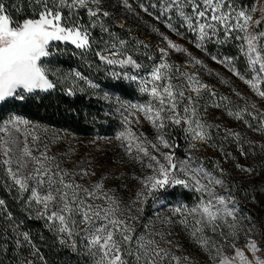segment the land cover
I'll use <instances>...</instances> for the list:
<instances>
[{"label": "snow or ice", "instance_id": "1", "mask_svg": "<svg viewBox=\"0 0 264 264\" xmlns=\"http://www.w3.org/2000/svg\"><path fill=\"white\" fill-rule=\"evenodd\" d=\"M28 2L32 16L24 18L21 22L12 18L5 0H0V104L8 100L24 101L28 94L38 90L44 92L52 90L58 83H63L68 78V75L60 76L59 69L51 67L53 58L62 51L56 47L55 42H70L77 49L90 50L93 43L92 29L99 27L102 32H109L102 21V17H107L109 13L100 7L101 0H28ZM179 3L180 0H171L169 7ZM226 3L228 0H184L178 11L179 15L188 22L189 28L193 31L198 30L199 41L209 37V33L214 35L220 27L223 28L226 37L231 36L234 31L243 33L236 36V39L242 42L241 52L247 57L250 71L254 75L251 79H246L235 67L231 70L257 95L264 97V90L259 87L264 82V31H256L264 21L257 20L253 26L250 14L245 10L236 11L231 3H228V10L225 11ZM184 7H190L191 14H186ZM81 10L87 15V23L82 22ZM251 11H255V8ZM109 36L117 39L118 44L111 43L109 46V42L104 41L105 47L95 55L108 65L120 64L140 68L141 65L131 55L124 53L127 41L116 38L114 33H109ZM137 43L143 42L137 41ZM168 44L176 51L183 50L170 40ZM196 47H202V43L198 42ZM160 51L164 56L167 55L164 49ZM213 59L215 60L216 57ZM193 60L196 64L202 63L194 57ZM219 62L228 64L231 63V58ZM162 69L169 71L166 73ZM171 70L172 66L167 63L154 67L149 74L151 80H141L142 86L139 89L142 93H148L152 99L148 105L130 107L138 108L144 113L145 118L157 129V139L165 148L172 147L159 134L165 127V121L182 126L185 133L191 135L194 141L207 143L212 139L210 130L219 126L203 121L199 113V100L205 94L215 98L217 93L200 81L195 73L181 72L177 67L175 71L180 75L176 78L169 74ZM71 75L74 80L79 78L92 88L98 87L79 72ZM113 75L117 74L113 73ZM124 76L130 80L137 79L127 73ZM174 79H177L176 83H173ZM161 81L163 83H158ZM187 88H191L192 92L188 93ZM67 91L68 94H73L72 88H68ZM219 100L223 102L228 98L219 97ZM229 104L230 102L217 103L215 100L212 102L213 107L223 106L228 115L234 119L244 120L245 114L252 116L253 120H259V127L255 130L264 131V117L252 115L246 107L233 111ZM244 122L252 127L247 120ZM7 123L11 125V129L7 126L2 129L8 134V138L0 146L4 157L0 159V165L6 166L7 176L20 193H29L27 197L29 207L32 205L40 207L41 211L37 213V218L46 220L47 227L56 233L61 245L70 247L75 252L79 238L86 254L93 258V264H172V262L179 264L178 257L171 255L169 249L161 247L160 240H164L163 234H155L160 236V240L147 231L137 234L132 223L136 218H122L123 212L119 208L118 201L105 191L102 180L89 186L78 182L95 173H90L84 167H80L74 173L61 168L55 157L47 155L49 150L47 145L44 146L43 151L37 149L38 154H34L25 140L22 149L14 150L12 145L17 144V139L11 133L13 130L21 131L20 125H29L30 122L21 117H13ZM227 133L228 136L240 140L239 133L231 130H227ZM26 135L31 133L26 132ZM38 139V136H32L33 142ZM118 139L128 141L126 148L128 153L133 154L134 146L136 149L134 155L137 158L142 153L154 162L147 164V167L153 170L152 175L143 179L137 177L147 192V196L145 192H138L136 194L138 200L142 197L147 199L148 196H154L155 192L174 185L191 188L200 193L198 203L191 208L181 204L172 210L174 214L184 217L179 222L191 227L190 235L194 242L209 251L210 256L212 250H215L216 255L212 257L214 264H237V260L239 264H253L235 243H228V238L235 237L237 232V225L229 223V218L236 220V210L234 197L216 191L217 186L224 187L223 179L206 171L202 165L192 166L190 160L180 162L178 165L173 162V155L169 153H160L166 161L162 163L149 151V147L159 151L157 144L151 141L145 144V141L131 130L121 132ZM133 141H135L134 145ZM195 146V143L190 145L193 148ZM241 154L245 155L242 148ZM237 167L242 171H251L240 165ZM220 171L223 172V169ZM181 175L184 178H179ZM97 200L101 203L96 204ZM3 204L4 201L0 200V205ZM229 204L233 207H229ZM188 216L192 217L191 224ZM144 227L147 230L148 225ZM225 227L229 229L227 233L224 231ZM208 231L213 236L206 235ZM216 234L221 240L214 239ZM22 236L25 242L31 244L27 232L22 233ZM16 243L19 247L20 241L17 240ZM167 243L170 244L171 241ZM224 244H228L234 250V256L223 254ZM32 247L35 249V245ZM246 247L253 254L260 250L253 240H249ZM38 251L36 249L33 254H37ZM40 259L43 260V257L41 256ZM254 259L255 264H264V259L261 257L254 255ZM25 264H33V262L26 261Z\"/></svg>", "mask_w": 264, "mask_h": 264}, {"label": "rangeland", "instance_id": "2", "mask_svg": "<svg viewBox=\"0 0 264 264\" xmlns=\"http://www.w3.org/2000/svg\"><path fill=\"white\" fill-rule=\"evenodd\" d=\"M151 3L156 7L161 6L160 10L164 8L163 0H151ZM170 3L171 0H167V5L165 6L169 23L173 19L177 21L183 20L184 18L179 15L178 8L184 3V0H180V3L173 7H169ZM228 3H231L236 11L245 10L239 0H228ZM228 3L225 4V11L228 10ZM263 5L264 0H257L252 7V9L255 8V11H251V9L245 10L246 13L251 15L253 26L254 22L260 20L262 16ZM100 7L107 11L109 13L108 16H112L119 26H125L132 30L141 28L149 31L148 34H151V36L147 37V39H149L153 49L161 56L159 63L153 65L152 69L161 63H167L172 66L169 74L174 75L176 78H179L180 75L179 72L175 71L177 67L181 72L195 73L200 81L209 85L217 93L215 98H210L205 94L199 100V113L203 121L207 124L219 126L210 130L212 139L207 143L194 141L191 135L186 133L182 138L181 144L177 143L176 140L170 137L171 131L179 130L185 132L183 127L165 121V127L160 130L159 134L172 145V147L165 148L161 141L157 139V129L145 118L142 111L134 107L128 112L125 127L121 132L131 130L136 136H140L145 141V144L148 141L157 144L159 151L150 147L149 151L156 155L162 163H166V161L160 155L161 152L172 154L173 162L178 165L180 162L189 160L192 166L202 165L200 163L202 156L219 158L222 167L219 165L220 169L218 172L213 173L202 166L206 171L224 180V187L217 186L216 191L220 194L230 195L235 199L236 220L233 221L229 218V223L237 225V232L235 237L228 238V243H235L236 247L242 249L253 264H255L254 255L264 259V131L255 130L259 127V120H253L250 115L245 114L244 120H247L252 127H249L244 120H237L229 116L223 106L219 108L212 106L213 100L217 103H225V101L221 102L219 100V97H222V93H224L240 101L238 106L229 104L233 111L246 107L252 115L264 117V97L257 95L230 68H226L219 60H214L213 56L209 55L203 48L202 41L198 39L190 41L184 38L178 33V29L173 24H170L171 27L165 23L161 25L155 14L145 6L141 7L138 0H127V4H125V0H101ZM183 10L186 14H191L190 7H184ZM182 28L192 30L185 19ZM192 32H198V30H192ZM169 40L179 45L183 50L176 51L171 48L168 44ZM198 42L202 43V47H196ZM59 43L71 44L70 42H55V44ZM161 49L167 52L166 56L161 53ZM193 57L202 63L196 64ZM124 71L129 76L137 77L135 81L140 84V87L142 86L141 80H151L149 74L152 70L146 71V67L133 68L132 72L127 69ZM162 71L167 73L169 70L162 69ZM176 82L177 79H174L173 83ZM158 83H163V81ZM149 87H151L150 84ZM186 91L191 93L192 89L187 88ZM237 93H239V97L237 95L233 96V94ZM151 99L148 94V98L136 103L135 106L148 105ZM13 117L19 116L8 115L0 124V146L8 138V134L2 129L6 126L11 129V125L7 122ZM29 122V125H20L21 131L15 132L13 130L11 133L17 139V144L12 145L14 150L22 149L25 140L32 148L34 154H38L37 149L43 151L44 146L47 145L49 149L47 155L55 157L61 168L74 173L80 167H84L90 173H95V175L90 174L78 180V182L89 186L102 180L105 191H108L109 195L114 196L118 201L119 208L123 212L122 218H136L132 223L136 228L137 234L145 233L146 231L154 235L163 234L164 240H160L159 235H155V238L160 240L161 247L169 249L171 255L179 258V264H214L212 257L216 255L215 250H212L210 256L209 251L196 244L190 235L191 227H186L179 222L184 217L180 214H174L172 211L181 204L191 208L198 203L200 193L195 192L191 188H186L193 194L190 201H172L168 192L175 188L180 189L183 187L174 185L165 190L155 192L154 196H148L147 199L142 197L138 200L136 196L138 192H145L146 196L147 192L137 177L143 179L152 175L153 170L148 168L147 164L154 162L149 157L143 156L142 153L137 158L134 155L136 153L134 146L133 154L128 153L126 151L128 141L118 139L121 132L114 136H84L48 125ZM227 130L239 133L240 140L238 141L236 138L228 136ZM26 132L31 133V135H26ZM33 135L39 137L35 142L32 140ZM193 143L196 145L194 148L190 147ZM134 144L135 141H133ZM241 148L245 155L241 154ZM0 159H4L2 148H0ZM237 165L251 169V171H242ZM221 169H223V172L220 171ZM0 173L6 187L10 190H15L16 195L19 197L18 199L23 200L26 212L36 216L41 209L36 205L29 207L27 203L29 193H20L18 188L13 185L12 180L6 174V166L0 165ZM179 178L184 177L181 175ZM234 193L239 194L241 201L233 195ZM95 203L100 204L101 201L97 200ZM3 205H0V209ZM229 207H233V205L229 204ZM258 214L263 218V226L256 222V215ZM188 220L191 224L192 217L188 216ZM12 224L14 225L13 228L20 227L11 220L10 226ZM145 225H148L147 230L144 227ZM224 231L227 233L229 229L225 227ZM22 233H25V231L19 228L15 238L16 241H20V248H18L19 259L23 264L26 261H32L33 264H42L37 254H33L35 250L33 251L24 241ZM206 235L213 236L210 231L206 232ZM214 239L221 240V237L216 234ZM169 240L171 241L170 244L167 243ZM249 240L256 242L260 249L257 253L253 254L246 247ZM15 244L17 243L15 242ZM77 244V248L85 250L79 238H77ZM223 254L230 257L234 256L235 252L228 244H224ZM88 259L90 264H93V258L88 256ZM172 264H175V262H172ZM237 264H239L238 260Z\"/></svg>", "mask_w": 264, "mask_h": 264}, {"label": "trees", "instance_id": "3", "mask_svg": "<svg viewBox=\"0 0 264 264\" xmlns=\"http://www.w3.org/2000/svg\"><path fill=\"white\" fill-rule=\"evenodd\" d=\"M138 1L155 14L161 25L164 23L166 25L173 24L184 38L190 41L198 39L199 32L182 28L184 19L181 21L173 19L169 23L168 12L165 9L167 0H163V10H160L161 6H153L151 0ZM239 1L246 11L252 9L257 2V0ZM5 3L14 20L22 22L24 18L32 16L28 0H5ZM80 16L82 22L87 23L88 18L83 10L80 11ZM260 20L264 21V5ZM102 21L109 32H102L99 27L92 29L93 43L90 50H80L72 44H56V47L62 51L53 58L51 67L59 69L60 76L68 75V78L63 83H58L52 90L37 91L27 95L24 101H6L0 107V124L8 115L14 114L32 122L84 136H114L124 129L128 112L132 108L130 106L148 98V94L140 92L138 82L125 78L124 70L132 72V66L108 65L101 61L95 53L105 47L104 41H108L109 46L111 43L118 44L117 39L109 36V33H114L116 38L127 41L124 46L125 55H131L141 67H146V71H151L152 66L159 63L161 56L147 39L151 36L148 34L149 31L141 28L132 30L125 26H119L112 16L102 17ZM256 31H264V22ZM240 35L243 33L234 31L231 36L226 37L223 28L220 27L214 35L209 33V37L202 41L203 48L219 61L231 58V63H223L226 68L235 67L241 75L252 78L254 73L250 71L247 57L240 49L242 42L236 39V36ZM137 41L143 43H137ZM75 72L81 73L98 87L92 88L79 78L74 80L71 74ZM113 73L117 75L114 76ZM50 79H55V77H50ZM259 87L264 90V82ZM68 88L73 89V94H68ZM222 97H227L228 100L225 103L230 102L232 106H238L240 103L237 98H232L231 95L227 96L222 93ZM184 134L185 132L174 130L171 131L170 137L181 144ZM200 163L213 173L218 172L221 166L217 157L202 156ZM168 194L172 201L177 202L190 201L193 195L189 189L184 187L175 188ZM233 195L241 201L239 194L234 193ZM18 198L15 190L6 187L0 173V199L4 201V205L0 209V264H23L18 256L20 246L15 244L19 228L29 234L31 244L26 243L33 251L39 250L37 256L43 257L42 264H90L85 250L77 248L74 252L70 247L61 245L56 233L47 227L46 220L37 218V215L28 214L23 200ZM9 213L11 217H9ZM11 220L20 227L13 228V224L10 226ZM256 222L263 226V218L259 214L256 215ZM32 245H35V249Z\"/></svg>", "mask_w": 264, "mask_h": 264}, {"label": "water", "instance_id": "4", "mask_svg": "<svg viewBox=\"0 0 264 264\" xmlns=\"http://www.w3.org/2000/svg\"><path fill=\"white\" fill-rule=\"evenodd\" d=\"M4 103H5V102H4ZM4 103L0 104V107H1Z\"/></svg>", "mask_w": 264, "mask_h": 264}]
</instances>
